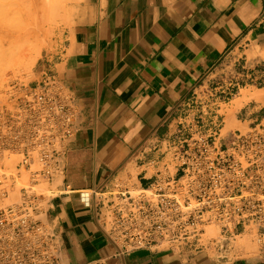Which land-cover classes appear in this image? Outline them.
Listing matches in <instances>:
<instances>
[{
	"label": "crops",
	"instance_id": "1",
	"mask_svg": "<svg viewBox=\"0 0 264 264\" xmlns=\"http://www.w3.org/2000/svg\"><path fill=\"white\" fill-rule=\"evenodd\" d=\"M53 59L76 110L43 207L57 264H264L245 247L225 260L148 250L116 257L99 207L80 199L83 191L147 188L178 137L225 128L227 118H261L262 102L233 119L219 111L241 90L264 98V0H93Z\"/></svg>",
	"mask_w": 264,
	"mask_h": 264
},
{
	"label": "built area",
	"instance_id": "2",
	"mask_svg": "<svg viewBox=\"0 0 264 264\" xmlns=\"http://www.w3.org/2000/svg\"><path fill=\"white\" fill-rule=\"evenodd\" d=\"M6 95L0 156L13 162L0 166V264H57L43 207L75 133L76 110L53 72ZM163 166L147 188L80 194L85 208L99 207L116 257L148 250L225 260L248 253L235 246L239 240L252 241L264 257V112L245 130L218 126L178 137Z\"/></svg>",
	"mask_w": 264,
	"mask_h": 264
},
{
	"label": "rangeland",
	"instance_id": "3",
	"mask_svg": "<svg viewBox=\"0 0 264 264\" xmlns=\"http://www.w3.org/2000/svg\"><path fill=\"white\" fill-rule=\"evenodd\" d=\"M28 1L30 2V0ZM28 1L0 0V8L1 6H4V9H0V25H2L0 26V28H3L2 31L0 29V35L5 34L7 30L8 32L11 31V33L18 34L20 30L24 31L20 33H25L27 29H29L25 34H28V36L30 37V40L27 41L28 43H26V45L23 44V46L21 45L20 47L19 45L11 47V50L16 47L13 50L14 52L10 50L8 51L9 53L7 51L5 53V48H2V44H0V106L6 103V93L12 86H16L19 88L35 87L40 82L44 74H50V72H52L51 67L53 64L52 62L54 61L53 58L59 50L60 45L63 46L66 39H71L77 29L85 23L88 15V4L93 0H61L62 2L59 0H48L51 2V5H49L47 2L49 11L45 15V17L39 15L36 8H34L33 6L30 7ZM1 3L4 5H1ZM24 3L27 5H25ZM52 4H54L55 7L56 5L58 7L59 4V7L55 8L54 6H52ZM28 6L30 7V9ZM32 15H34V17ZM48 15H53V17L50 16L49 18ZM27 16H29L30 18H28ZM16 17L18 20H20L18 21L20 23H16ZM31 33L32 35L30 36L29 34ZM34 33L37 34L38 37H33ZM21 49L22 51H25L23 52L24 54H20ZM4 53L5 55H3ZM21 58H23L26 62L24 61V63L21 62V64H19ZM248 91L241 90L239 95L229 96L226 99L225 103L220 104L222 109L219 111V114L229 113V116H232L233 119V114L237 110L247 104H251L253 101L262 102V104L264 105V98L262 97L263 91H258L256 89H248ZM245 92L249 94L248 97H246L247 99L243 94ZM233 93L235 94V91H233ZM235 100H240L242 103L239 109L233 110V101ZM229 109H232L234 112H229ZM227 120L230 119L227 118ZM246 126L247 123L241 124L234 121L231 127L227 126L224 128V130H245ZM10 162L12 163L13 159H8L7 154L5 155L4 159L0 156L1 167L11 166ZM57 182H59V180H56L55 184H57ZM43 186H46V183H43ZM235 246L245 247L250 251L256 249V246L250 240H239L235 243Z\"/></svg>",
	"mask_w": 264,
	"mask_h": 264
},
{
	"label": "bare ground",
	"instance_id": "4",
	"mask_svg": "<svg viewBox=\"0 0 264 264\" xmlns=\"http://www.w3.org/2000/svg\"><path fill=\"white\" fill-rule=\"evenodd\" d=\"M18 1V0H17ZM20 1V0H19ZM23 1V0H22ZM26 1V0H25ZM28 1V0H27ZM59 1H61V0H59ZM11 2V1H10ZM29 2V1H28ZM47 2H48V4L49 5H51V2L50 1H48V0H30V2L28 3L29 4V6L30 7H34V8H36V10L38 11V14L39 15H41V16H43V17H45V15L48 13V4H47ZM50 2V3H49ZM62 2V1H61ZM12 3H13V1H12ZM26 3V2H25ZM24 3V4H25ZM11 4V3H10ZM15 4H16V2H15ZM1 5H4V4H2L1 3ZM13 5V4H12ZM25 5H27V4H25ZM24 5V6H25ZM23 6V7H24ZM28 6V7H29ZM52 6H54L55 7V5L54 4H52ZM30 7H29V9H30ZM58 7H59V4H58ZM57 7V5H56V7L55 8H58ZM5 8H7V7H5ZM0 9H4V6L2 7L1 6V8ZM11 9V8H10ZM13 9V8H12ZM54 9V8H53ZM52 9V10H53ZM14 10V9H13ZM33 10V9H32ZM51 10V11H52ZM14 12V11H13ZM24 12V11H23ZM35 12V11H34ZM16 13V12H15ZM27 13H28V11H27ZM30 13V12H29ZM33 13V12H32ZM37 13V12H36ZM17 14V13H16ZM18 14H19V12H18ZM35 14V13H34ZM58 14V13H57ZM29 15V14H28ZM31 16V15H30ZM33 17H34V15H32ZM49 16V15H48ZM50 16H52L53 17V15H50ZM50 16H49V18H50ZM19 17H20V15H19ZM28 18H30L29 16H27ZM20 19V18H19ZM40 19H42V18H40ZM52 19V18H51ZM16 23H20V22H18V21H20V20H18L17 19V17H16ZM32 21V20H31ZM46 21V20H45ZM27 22H30V21H27ZM48 22V21H47ZM23 23V22H22ZM30 24V23H29ZM0 26H2V25H0ZM25 26H26V24H25ZM23 27V26H22ZM1 29V31H2V29L3 28H0ZM27 29V28H26ZM25 30V29H24ZM29 29H27V31H28ZM26 31V32H27ZM20 32H24L23 30L21 31H19V33L18 32H16V33H18V34H15V33H11V31L10 32H8V30H7V32H5V34H1L0 36V44H2V48L4 47L5 48V53H6V51L8 52V51H10L11 50V47H14V46H16V45H19V47L22 45L23 46V44L24 45H26V43H28L27 41L28 40H30L29 38V36H28V34H25V33H20ZM34 32V31H33ZM30 36L32 35V33L31 34H29ZM36 36H37V34H33V37H35L36 38ZM38 37V36H37ZM34 42V41H33ZM18 47V46H17ZM16 48V47H15ZM14 48V49H15ZM13 49V50H14ZM23 49V48H22ZM22 49H21V52H20V54H22L23 52H25V51H22ZM13 50H11V51H13ZM24 50V49H23ZM3 51V52H4ZM14 52V51H13ZM5 53L3 54V55H5ZM9 53V52H8ZM24 54V53H23ZM20 59V58H19ZM26 59V58H25ZM18 61V60H17ZM24 59L23 58H21V60H20V63L19 64H21V62H23L24 63ZM26 62V61H25ZM13 63H14V61H13ZM12 65V64H11ZM248 91V90H247ZM249 92V91H248ZM244 94V97L246 98V97H248V93L247 92H245V93H243ZM247 99V98H246ZM245 99V100H246ZM243 100V99H242ZM241 101L240 100H235V101H233V110L234 109H239L240 107H241ZM232 109H229V112L230 111H233ZM234 112V111H233ZM231 114V113H230ZM228 116H229V113H228ZM235 121V120H234ZM227 122H228V127H231V125H232V123H231V121H229V120H227ZM233 122V121H232ZM234 125H236V124H234ZM238 126V125H237ZM233 127V126H232ZM235 128H236V126H235ZM239 128V127H238Z\"/></svg>",
	"mask_w": 264,
	"mask_h": 264
}]
</instances>
